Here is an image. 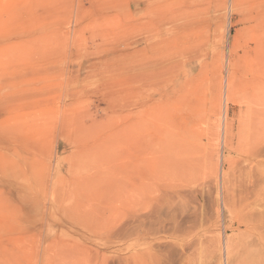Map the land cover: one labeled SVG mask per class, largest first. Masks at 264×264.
I'll return each instance as SVG.
<instances>
[{
    "label": "rangeland",
    "instance_id": "rangeland-1",
    "mask_svg": "<svg viewBox=\"0 0 264 264\" xmlns=\"http://www.w3.org/2000/svg\"><path fill=\"white\" fill-rule=\"evenodd\" d=\"M188 4L154 61L139 0H0V264H264L245 0Z\"/></svg>",
    "mask_w": 264,
    "mask_h": 264
},
{
    "label": "bare ground",
    "instance_id": "bare-ground-1",
    "mask_svg": "<svg viewBox=\"0 0 264 264\" xmlns=\"http://www.w3.org/2000/svg\"><path fill=\"white\" fill-rule=\"evenodd\" d=\"M160 1H166V0H139V10H140L139 11V15H140V17H139V19L137 21V28L139 29V31L143 35L142 41L144 43H146V45H147V43L151 42V44L148 45V49L150 51L149 57L150 58H154V61L155 60H158L157 57L159 55H161L162 51L165 49V47H168V45L177 48V49L172 48V50L174 52L181 51V49L186 45L185 44V41H187V39H188L189 36L191 38H193L196 35V37L198 38V36L200 35V32H201V30H200L201 23H197V24L195 23L194 26L189 27V25L187 24L188 22L186 23L187 20L186 21H183L188 16V14L190 12L189 11V4L187 5V3L189 2V0H172L171 5L173 6V8L170 9L168 12H164V13L162 12V10L156 11L157 10L156 7H160L161 6L160 5ZM209 1H211V0H209ZM214 4H217V3H214ZM245 4H246V8L244 10H247L246 20L248 21V26H247V43L245 44V52L247 54L248 61H249V64H250L249 65V68H248V72L255 77L253 79V84L255 86L254 85L253 86L254 87H257L259 89V90H257V92H259L258 94H259V96H261V103L263 102L262 105H264V0H245ZM165 5H167V4L165 3ZM199 6L200 5L198 3V5H195L194 6V7H197V8H194V9L195 10L197 9V11H199V8H198ZM214 8H217V6L215 5ZM195 10H193V11H195ZM178 20H180L181 22L176 23V24H173L174 21H178ZM166 25H169V26L166 27ZM202 34H204V33H202ZM193 39L195 40V38H193ZM189 40H190V38H189ZM165 53H163V56H165L164 55ZM181 54L182 53H180V55ZM195 57L196 58H200L199 55L198 56H195ZM148 58L143 59V63H145L148 60ZM187 60L190 61V62H192L188 58V59H186V60H184L182 62V67L186 65ZM177 64L178 63L175 62V64L173 63L172 65L173 66H176ZM189 65H190V63H189ZM247 65H248V62H247ZM192 67H193V65H192ZM183 70H182V72H183L182 74H184V76H187L188 74L190 75V73H192V71L185 72L186 70H184V71ZM201 70H202V67H201ZM202 71H201V73H202ZM198 73H197V75H198ZM199 75H201V74H199ZM178 76H179V73L178 74L176 73L175 79ZM225 81H226V79H225ZM183 82H186V80L183 81ZM240 85H241V83H240ZM187 87H186V89H188ZM181 90H182V93L185 92V90H184L183 87H181ZM177 91H179V90L176 89L175 92H177ZM242 91H243V89H242ZM186 92H187V90H186ZM230 94H231V91H230ZM224 102H226L225 101V98H224ZM223 110H224L223 115H225L224 114L225 113V110H226L225 107H224ZM225 117H223V121L222 122L220 121V123H222V127H220L221 128V130H220L221 131V134L220 135H221V141L226 146V145H230V140H231V127H226L225 126L226 125L225 122H224ZM244 124H246V123H244ZM259 127H260V130H259ZM259 127H258V132H257V134L259 133V139H258L257 144H255L256 145V148L254 149L255 151L253 152V156H255V157L264 156V108L261 110L260 115H259ZM176 129L181 131L182 130V127L181 126L180 127H176ZM256 130H257V128H256ZM179 135H181L179 138L182 139L183 137H185V131L182 130L181 131V134H179ZM171 140H170V142H171ZM129 146H127V147H129ZM171 146H172V144H171ZM133 150H135V149H133ZM143 152H145V151H143ZM179 152H181V151H179ZM134 153H136V152L134 151ZM147 153H148V151H147ZM175 153H177V152H175ZM182 153L184 154V152H182ZM170 155H171V153H170ZM179 155H181V154H179ZM134 163H136V162H134ZM137 163H139V162H137ZM129 164H130V162H129ZM133 166H137V165L135 164ZM136 168L137 167H135V169ZM185 169H186V167H185ZM149 170H150V168H149ZM126 172H127V169H126ZM142 173H144V172H142ZM175 173L177 175L178 171L177 172L175 171ZM181 174H182V172H181ZM135 189H137V188H135Z\"/></svg>",
    "mask_w": 264,
    "mask_h": 264
}]
</instances>
